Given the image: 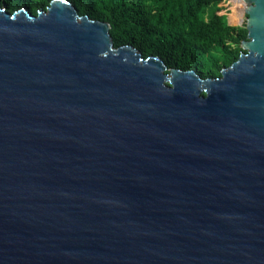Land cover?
I'll list each match as a JSON object with an SVG mask.
<instances>
[{
	"label": "water",
	"instance_id": "water-1",
	"mask_svg": "<svg viewBox=\"0 0 264 264\" xmlns=\"http://www.w3.org/2000/svg\"><path fill=\"white\" fill-rule=\"evenodd\" d=\"M219 77L70 0L0 5V264H264V0Z\"/></svg>",
	"mask_w": 264,
	"mask_h": 264
},
{
	"label": "trees",
	"instance_id": "trees-1",
	"mask_svg": "<svg viewBox=\"0 0 264 264\" xmlns=\"http://www.w3.org/2000/svg\"><path fill=\"white\" fill-rule=\"evenodd\" d=\"M8 11L31 12L51 0H0ZM80 14L111 24L114 44H131L144 57L154 55L169 66L219 77L237 59L247 28L228 24L215 4L221 0H70ZM243 8V7H242ZM37 10V11H36ZM241 15V14H240Z\"/></svg>",
	"mask_w": 264,
	"mask_h": 264
},
{
	"label": "rangeland",
	"instance_id": "rangeland-1",
	"mask_svg": "<svg viewBox=\"0 0 264 264\" xmlns=\"http://www.w3.org/2000/svg\"><path fill=\"white\" fill-rule=\"evenodd\" d=\"M0 5L6 6V3H4L2 1L0 3ZM215 5L220 7L219 13L225 15V17L227 18L228 24L237 25V26H243L244 25L245 17H247V15H245V13L243 12L244 3L242 0H221L218 3H216ZM23 7H26V6H23ZM149 56H154V55H149ZM171 67H173V66H171Z\"/></svg>",
	"mask_w": 264,
	"mask_h": 264
},
{
	"label": "built area",
	"instance_id": "built-area-1",
	"mask_svg": "<svg viewBox=\"0 0 264 264\" xmlns=\"http://www.w3.org/2000/svg\"><path fill=\"white\" fill-rule=\"evenodd\" d=\"M244 12V11H243Z\"/></svg>",
	"mask_w": 264,
	"mask_h": 264
}]
</instances>
